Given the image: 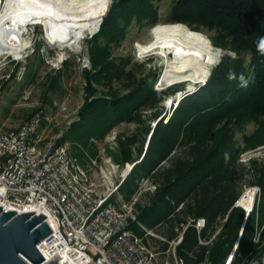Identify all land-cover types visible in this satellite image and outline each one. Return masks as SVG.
<instances>
[{
  "label": "trees",
  "instance_id": "obj_1",
  "mask_svg": "<svg viewBox=\"0 0 264 264\" xmlns=\"http://www.w3.org/2000/svg\"><path fill=\"white\" fill-rule=\"evenodd\" d=\"M157 1L123 0L120 8L116 12L112 9L100 32L94 35L89 50L94 66H102L94 79L107 89V96L95 99L84 109L82 115L86 121L76 124L61 143L69 144L71 155L85 165L98 154V146L91 142L94 137L104 138L114 125L136 119V114L138 121L142 120L143 112L155 111V117L160 114L158 108L162 98L153 88L154 81L148 80L151 75L138 82L136 69L128 70L130 58L111 59L110 46L117 39H123L124 29L129 26L126 19L118 17L122 11L132 10L131 22L137 18L138 23L148 20L152 22L150 25L183 24L208 35L215 47L239 56L234 61L238 66L226 64L223 76L218 75L220 68L214 66L209 79L211 86L217 85L213 86V91L210 87L186 97L168 124H157L143 160L135 165L119 190L128 202L138 193L142 180L153 179L156 183L157 190L149 195L148 203L137 205L136 220H130L129 228L141 237L147 229L163 238H146L157 251L168 249L182 224L190 219L205 218L206 228L199 234L194 227H189L183 243L177 248L178 256L186 264H198L206 257L213 264H226L237 242L231 264H264V157L241 162L240 155L250 149L228 134L224 122L229 112L210 111L219 106L218 103L214 105L213 100L222 90L224 83L221 82L236 85L239 76L251 68L254 76L249 78L247 87H242L244 93L232 95L229 102L245 100V103L255 104L256 112L262 111L257 103L264 95V55L257 51V43L264 37V0H179L169 19L160 22L154 19ZM99 58L104 61L100 62ZM70 63V59L65 61L64 68ZM35 68L32 65L28 78ZM229 73L237 78L229 79ZM65 75V71L60 70L53 86L60 85ZM115 81L122 87L115 89ZM203 92L206 93L203 95ZM119 154L121 161H133L127 146ZM252 187H259L261 193L247 217L246 211L236 204L244 191ZM218 231L211 243H201L209 242Z\"/></svg>",
  "mask_w": 264,
  "mask_h": 264
},
{
  "label": "rangeland",
  "instance_id": "obj_2",
  "mask_svg": "<svg viewBox=\"0 0 264 264\" xmlns=\"http://www.w3.org/2000/svg\"><path fill=\"white\" fill-rule=\"evenodd\" d=\"M5 1L6 0H0V4H4ZM178 1L179 0L157 1L155 3V8L157 10L154 13V19L158 22L169 19L172 9ZM122 3H124L123 0H111L110 8L103 16L97 32L94 34H85V38L75 47L67 48L66 46L53 44L50 40L46 39V32L42 26L29 28V33L25 37L30 41V48L24 51L20 59L14 55H6V52L0 47V86L3 87L0 99V133L9 132L7 131L9 125H18L19 122H21L22 125L25 124L33 117L40 107L47 108L46 117H48L49 121L46 122L45 134L48 139H52L62 133L65 135L76 124L86 121L85 117L82 115L84 109L95 99L107 96V89L103 88L102 84H98L94 79V76L97 75V72L102 66L99 68L94 66V60L89 49L90 46H92L94 35L100 32L105 19L110 15L112 9L114 8L113 12H116ZM131 13L132 10L128 11V13L122 11L119 14L120 16H118L126 19V23L129 24V26L124 29L126 34L123 39H117L110 46L112 51L110 53L112 54L111 59H119L122 56L130 58L131 67H129L128 70L132 67L136 69V79L138 82L143 80L144 77L148 79L149 75H151L148 80H150V82L154 81L155 84L153 88L158 92L159 97L162 98L158 108L160 114L155 117V111L143 112L141 121H138V114H136V119L129 121L124 120L114 125L104 138L99 139L94 137L91 140V142L98 146V154L82 166L88 171L90 180L93 182L99 181V167L109 158L112 159L116 166L120 167L117 174L118 178L116 179L117 182H119L120 175L126 170L128 164L136 165L143 160L152 131L159 122H162L164 125L168 124L173 117L174 111L186 97L196 95L201 90L210 87L213 91V86H217L214 83L213 86L210 85V77L207 81L199 83L194 88L192 87L193 89L189 86L193 85L191 81L187 84L161 85L160 82L165 73L163 60L156 57L154 54L142 55L139 49L141 46L150 49L153 48L152 29L157 25L165 24L159 23L150 25L152 22L148 20L138 23L137 18L131 22L129 17ZM208 33L212 34L210 31H208ZM206 36L209 38L208 35ZM222 50L226 53L215 65V68H220V70L218 69L219 76L224 75L223 70H226V64L229 67H233V65H235L234 61H237L239 58V56L232 51L226 49ZM69 59L71 61L70 65L68 68H64L65 61ZM99 61L102 62L104 60L99 58ZM32 65H35L36 68L31 77L28 78ZM236 66H238V64L235 65V67ZM62 69L66 73L65 78H63L60 85L56 83L53 86L52 82L55 81L58 72ZM252 70L253 68L242 73V75H245L244 77L249 80L251 76H254ZM124 81H128L127 78H124ZM221 83H224L221 85L222 90H219L220 94L213 100V104L216 105L218 103L219 106L223 105V107L217 109L218 106L210 111L224 110L227 111V113L229 112L228 118L225 119L224 122L226 123L228 134L231 137L234 136L236 142H243V146L250 149L240 155L241 162H243L242 160L248 162L249 157L263 158L264 114L262 111L264 109V95L257 103V107L262 110H259L261 113H258L256 112L258 110L255 108L256 106L254 103L248 104L245 103V100L236 101L233 104L229 102V100L232 99V95L236 97L244 93L243 88L239 85L240 82L232 86L228 82L225 83L223 81ZM117 87L121 88L122 84L115 81L114 88L117 89ZM205 91L207 92L208 89ZM206 92H203V95ZM208 93L209 92H207V94ZM178 96H180L181 99L178 100L174 106L168 104L171 99L177 98ZM225 99L227 101H225ZM56 103L59 106L64 104L67 110L60 111L58 106H55ZM3 123L6 125L2 126ZM126 146L131 149L133 161L123 162L120 160L121 154H119V151ZM102 150H105V153H101ZM92 160L97 161V164L94 165ZM151 183L152 185H156L153 179H149L148 185H145L143 181L140 183L142 194L137 205H146L150 197L149 195L154 194L150 191L151 186L149 185H151ZM257 188L259 189L257 196H259L261 189L259 187ZM138 210L139 208L136 206V211ZM153 233L158 236L155 232Z\"/></svg>",
  "mask_w": 264,
  "mask_h": 264
},
{
  "label": "built area",
  "instance_id": "obj_3",
  "mask_svg": "<svg viewBox=\"0 0 264 264\" xmlns=\"http://www.w3.org/2000/svg\"><path fill=\"white\" fill-rule=\"evenodd\" d=\"M2 88L0 86V99ZM55 106L60 111L67 110L64 104ZM46 111V107H40L17 131L0 133V207L4 208L3 212L35 213L57 223L58 230L38 245L45 264L58 254L66 264H186L178 256L177 248L189 227L200 234L207 220L190 219L182 224L165 252L152 248L146 242L148 236L164 239L147 229L141 237L129 228L130 220H136L142 189L121 206L112 201L135 164H128L117 182L120 167L111 158L106 159L99 167V181L93 182L88 171L71 155L69 144L61 143L66 134L52 139L46 137L49 121ZM92 163L96 165L97 161L92 160ZM142 181L148 185L149 179ZM149 186L155 193L157 186L152 183ZM250 189L259 192L257 187ZM219 232L209 242L201 243H211ZM237 247L238 243L226 264L232 263ZM198 264L213 263L206 257Z\"/></svg>",
  "mask_w": 264,
  "mask_h": 264
},
{
  "label": "bare ground",
  "instance_id": "obj_4",
  "mask_svg": "<svg viewBox=\"0 0 264 264\" xmlns=\"http://www.w3.org/2000/svg\"><path fill=\"white\" fill-rule=\"evenodd\" d=\"M110 3L111 0H6L0 4V47L6 55L20 59L30 48L25 36L34 26H42L46 39L53 44L75 47L85 34L97 32ZM151 35L154 47L141 46L139 52L163 60L165 73L160 84L165 86L191 81L193 85L189 86L193 89L209 79L214 66L226 53L206 35L183 24L157 25ZM180 99V96L173 98L168 104L174 106ZM257 194L256 189H248L238 201L246 215L247 211H253Z\"/></svg>",
  "mask_w": 264,
  "mask_h": 264
},
{
  "label": "water",
  "instance_id": "obj_5",
  "mask_svg": "<svg viewBox=\"0 0 264 264\" xmlns=\"http://www.w3.org/2000/svg\"><path fill=\"white\" fill-rule=\"evenodd\" d=\"M3 210L0 207V264H45L38 245L58 230L57 223H47L44 215ZM250 213L247 211L246 216ZM46 264L66 263L58 254Z\"/></svg>",
  "mask_w": 264,
  "mask_h": 264
},
{
  "label": "clouds",
  "instance_id": "obj_6",
  "mask_svg": "<svg viewBox=\"0 0 264 264\" xmlns=\"http://www.w3.org/2000/svg\"><path fill=\"white\" fill-rule=\"evenodd\" d=\"M257 51L261 54L264 55V37H261L259 39V42L257 43ZM229 79H236L237 77L235 76L234 73H229ZM239 82L241 87H247L249 80L245 78L242 74L239 76Z\"/></svg>",
  "mask_w": 264,
  "mask_h": 264
},
{
  "label": "crops",
  "instance_id": "obj_7",
  "mask_svg": "<svg viewBox=\"0 0 264 264\" xmlns=\"http://www.w3.org/2000/svg\"><path fill=\"white\" fill-rule=\"evenodd\" d=\"M5 125L6 124H4V123L2 124V126H5ZM21 126H22V123L21 122H19L18 125L17 124L16 125H13V124L12 125H9V128L7 127V131H9V132L17 131ZM9 132H5V133H9ZM112 201H114L119 206H121L123 203L127 202L124 199V197L122 196V194L120 193V190H118V192H116L114 194V196L112 197ZM136 213H137V211H136Z\"/></svg>",
  "mask_w": 264,
  "mask_h": 264
}]
</instances>
